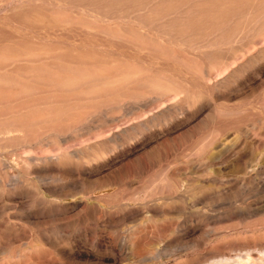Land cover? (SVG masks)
<instances>
[{
    "label": "rangeland",
    "instance_id": "obj_1",
    "mask_svg": "<svg viewBox=\"0 0 264 264\" xmlns=\"http://www.w3.org/2000/svg\"><path fill=\"white\" fill-rule=\"evenodd\" d=\"M225 78L232 84L212 90ZM169 87L185 93L178 100L174 94L158 96ZM99 130L126 141L113 167L101 173H113L117 184L92 177L53 181L54 174L43 178L35 172L45 159L69 171L106 151L114 137ZM154 130L162 134L146 142ZM254 145H264V0H0V264L18 263L19 251L32 246L49 250L59 264H191L222 252L232 259L262 256L257 249H217L225 241L264 238V164H247L248 173L228 164L236 148L238 154L248 152V161L258 151ZM197 154L213 155L187 176H167L176 162ZM253 177L258 180L251 183ZM203 194L209 198L196 203ZM245 204L249 215L223 220ZM42 205L60 215L22 218ZM159 207L168 212L156 214ZM126 209L134 212L131 219L109 229L106 222ZM171 223L179 229L197 223L202 230L186 239L181 233L173 239L168 231L146 257L131 256L123 245L131 229L145 224L158 231ZM112 236L125 254L94 251L96 239ZM6 237L16 242L14 248ZM44 237L58 241L51 247L42 244ZM68 246L76 255L57 252Z\"/></svg>",
    "mask_w": 264,
    "mask_h": 264
},
{
    "label": "bare ground",
    "instance_id": "obj_2",
    "mask_svg": "<svg viewBox=\"0 0 264 264\" xmlns=\"http://www.w3.org/2000/svg\"><path fill=\"white\" fill-rule=\"evenodd\" d=\"M120 20V19H119ZM47 42V41H46ZM247 57V56H246ZM242 58H244V57H242ZM241 57H240V60L242 59ZM245 60V59H244ZM247 60V59H246ZM242 61V60H241ZM241 61H239V63H241ZM248 61V60H247ZM236 62H238V61H236ZM243 63V62H242ZM240 64V65H243V64ZM223 64H225L224 62H223ZM238 64V63H237ZM146 65V64H145ZM153 65V64H152ZM239 65V64H238ZM151 66V65H150ZM154 67V66H153ZM161 69H162V67H161ZM237 69V68H236ZM157 70V69H156ZM162 71V70H161ZM227 71V70H226ZM164 72V71H163ZM169 72V71H168ZM236 72V71H235ZM240 72V71H239ZM167 73V72H166ZM170 73V72H169ZM238 73V72H237ZM176 74V73H175ZM173 76V75H172ZM234 76V75H233ZM238 76V75H237ZM236 75H235V77H237ZM233 78V77H232ZM231 78V79H232ZM223 79V78H222ZM221 79V80H222ZM236 79V78H235ZM217 80V79H216ZM225 80H226V78H225ZM223 80V81H220V82H217L216 81V83H214V85L212 86V90H217V88L219 87V86H221V85H230V84H232V81L229 79V80ZM233 80V79H232ZM186 81V80H185ZM236 81V80H235ZM237 81H239V80H237ZM68 84H71L70 82H68V81H66ZM16 83V82H15ZM15 83H13V84H15ZM18 84H17V87H19L18 85H19V82H17ZM62 84H63V82H61ZM67 83L65 84L64 83V85L67 87ZM76 84V83H75ZM22 85V84H21ZM20 85V86H21ZM166 85V84H165ZM71 87H73V88H75L74 86H72V85H70ZM69 86V87H70ZM167 86V85H166ZM169 86V85H168ZM171 86V85H170ZM175 85H173L172 87H174ZM194 86V85H193ZM22 87V86H21ZM63 88L65 89V87L63 86ZM68 88V87H67ZM73 88H70V89H73ZM194 88H195V86H194ZM200 88V87H199ZM198 88V89H199ZM22 89V88H21ZM59 89V88H58ZM197 89V88H196ZM197 89V90H198ZM25 90V89H24ZM65 90H67V89H65ZM69 90V89H68ZM159 90V89H158ZM162 91H160V92H158V96H165V95H169V94H174L176 97H172L173 99L175 98L176 100H178V97H177V95H179V94H184L185 93V90L183 89V88H165V89H161ZM26 91V90H25ZM25 91H22V92H24V93H26ZM30 91V90H29ZM57 91H60V90H56L55 92H57ZM47 92V91H46ZM55 92H53V95H54V93ZM156 92H157V90H156ZM155 92V93H156ZM21 93V92H20ZM19 93V94H20ZM49 93L51 94V92H48V95H49ZM154 93V94H155ZM56 94H58V92L56 93ZM22 95V94H21ZM46 95H47V93H46ZM41 96V95H40ZM43 96V95H42ZM140 96V95H139ZM149 96V95H148ZM148 96H146V97H148ZM135 97H137L138 98V96H135ZM145 97V96H144ZM145 97V98H146ZM182 98V97H181ZM181 98H180V100H181ZM54 99V98H53ZM61 99V98H60ZM156 99V98H155ZM162 99H164V98H162ZM162 99L160 100L161 101V105H162ZM59 100V99H58ZM126 100V99H125ZM185 100V99H184ZM158 101V100H157ZM159 101V102H160ZM169 101V100H168ZM182 102H183V100H181ZM181 102V104L182 105H184V106H188L187 105V103L185 104V103H182ZM185 102V101H184ZM136 102H134V104H135ZM164 103H165V101H164ZM164 103H163V107L162 108H164L165 106H167V105H164ZM78 104V103H77ZM139 104V103H138ZM137 104V105H138ZM112 105V104H111ZM132 105V104H131ZM182 105H180V106H182ZM136 106V105H135ZM134 107V106H133ZM179 108H181V109H179L178 110V112H180L181 114H183L184 112H186V108L185 107H179ZM188 108V107H187ZM198 110V109H197ZM197 113H198V111H197ZM189 114V113H188ZM191 114V113H190ZM50 116V115H49ZM192 116V115H191ZM191 116H187L186 117V120H188V119H190V117ZM76 121V120H75ZM186 122V121H185ZM261 122H263V121H261ZM76 124H77V122H75ZM16 125H17V123H16ZM79 126V125H78ZM82 126H84V125H82ZM177 126H179V125H176V127ZM77 128V126H74V127H72V128ZM174 127V126H173ZM71 128V127H70ZM69 128V130L72 132L73 131V133H75L76 131H78V128L76 129H74L75 130V132H74V130L72 129H70ZM125 128V127H124ZM123 129V128H122ZM50 131H51V129H49ZM49 130H47V131H49ZM54 130V129H53ZM59 130V129H58ZM68 130V129H67ZM124 130V129H123ZM136 130V129H135ZM146 130H148V131H152L151 129H146ZM46 131V132H47ZM54 131H56V130H54ZM61 131V130H60ZM103 131V130H102ZM101 131V132H102ZM155 132H151L148 136H146L145 137V141L146 142H148V141H154L155 139H157V137L158 136H160L161 134H162V131L161 130H154ZM41 132V131H40ZM46 132H44V131H42L41 133H46ZM99 132H100V130H99ZM98 132V133H99ZM100 132V133H101ZM136 132V131H135ZM39 133V132H38ZM40 133V134H41ZM56 133H57V136H59L60 137V135H62V131H61V134H59L57 131H56ZM79 133H81V132H79ZM85 133V132H84ZM100 133L98 134V135H100ZM103 133V132H102ZM113 132H109L107 135H110V134H112ZM72 134V133H71ZM114 134H116V133H114ZM137 134H140V135H143V133L141 132V133H137ZM147 134V133H146ZM42 135V134H41ZM52 135V134H51ZM54 135V134H53ZM80 135V134H79ZM103 135H106L105 133H103ZM106 135V136H107ZM113 135V134H112ZM38 136V135H37ZM83 136V135H82ZM100 136H102V135H100ZM99 136V137H100ZM104 137V136H103ZM109 137V136H108ZM112 137H114L113 138V142L112 143H114V145L113 146H111L109 149H107L106 151H104V152H102V153H100V154H97V155H94V156H92V157H89L88 156V154H85V155H87L88 156V158H85L86 156L84 155V153H86V152H84L83 154H81V155H83L84 156V158H85V160L84 159H82V157L83 156H79V158L80 159H82V160H79V162L77 163V167H75L74 166V168L72 167V166H70V167H72V168H70V170L69 171H66V170H64L63 168H61V166H59V167H52V166H55V165H52V166H49V165H46V163L48 164V159H45V160H43L44 161V163L45 164H43V165H41V166H37L36 168H35V172L40 176V177H47V176H49V174L51 173V174H54V175H52V178H50V179H52L53 181H60V182H65V181H67V180H75V181H82V180H85V179H87V178H96V179H104V180H106V181H108V183L109 184H115L116 183V181H117V178L113 175V173H111L110 172V174H108V175H106L105 177H101V173H102V169H103V167H108V169H109V167H110V169H111V167H113V163H114V156L116 155V153L118 152V150L119 149H122L123 148V146L125 145V143H126V141L125 140H123V138L121 139V137H115V135H113ZM37 138V137H36ZM36 138H35V140H36ZM96 138V137H95ZM143 138V137H142ZM66 139V138H65ZM109 141H110V137H109V139H108ZM89 141L87 140V143H86V145L88 144L89 145V143H88ZM40 143V142H39ZM106 143H108V142H106ZM255 143V142H254ZM37 144V143H36ZM223 144V143H222ZM221 144V145H222ZM85 145V144H84ZM84 145L82 146L83 148H84ZM87 145V146H88ZM212 145V144H211ZM210 145V146H211ZM215 145V144H214ZM230 145V144H229ZM87 146H85L86 148H84L85 150H83V149H81V150H83V151H87L86 149H87ZM91 146V145H90ZM203 146H205V147H203V149L205 148L206 150L208 149V146H206V145H203ZM213 146V145H212ZM211 146V148H213ZM218 146V145H217ZM224 147L223 148H225V146L226 145H223ZM254 146H257V147H259L258 149H256L255 151H257V152H253V154L250 156V159L247 161L246 160V158L249 156V154H248V152H246L247 154H238L239 152H235V150H237V148L235 149V147L233 146V149H235L234 150V153H237V154H235L234 155V153H233V155H234V157L232 158V159H230L229 161H228V164L230 165V167H232L235 171H237V173H242V172H245V173H248L247 171V164H257V163H260V162H262L263 164H264V145H254ZM74 147V146H73ZM75 147H77V146H75ZM89 147V146H88ZM220 147V146H219ZM201 148V147H200ZM199 148V149H200ZM254 148V147H253ZM74 151H75V149L74 148H72ZM72 149H70L71 151L70 152H72L73 150ZM77 149H78V147H77ZM89 149H91V148H89ZM216 149H218V148H216ZM226 149V148H225ZM232 149V150H233ZM249 149V148H248ZM247 149V150H248ZM46 150V149H45ZM63 150V149H62ZM79 150V149H78ZM202 150V149H201ZM201 150H199L200 152H201ZM205 150V151H206ZM211 150V149H210ZM220 150H221V148H220ZM219 149H218V151H220ZM224 150V149H223ZM227 150H228V147H227ZM231 150V151H232ZM241 151H242V149H240ZM252 150V149H251ZM254 150V149H253ZM68 151V150H67ZM82 151V152H83ZM197 151V150H196ZM208 151H209V149H208ZM213 151V150H212ZM217 151V152H218ZM222 151V150H221ZM230 151V150H229ZM65 152V151H64ZM76 152V151H75ZM81 152V153H82ZM128 152V151H127ZM216 152V151H215ZM216 152V153H217ZM54 153V152H53ZM77 153H79V152H77ZM88 153V152H87ZM196 153H198V151L196 152ZM196 153H194V154H196ZM202 153V152H201ZM203 153H204V151H203ZM207 153V152H206ZM213 153V152H212ZM222 153V152H221ZM223 153H226V151H223ZM229 153V152H228ZM251 153V152H250ZM61 154V153H60ZM119 154H121V157H123L124 156V152L122 153V152H120ZM208 154V153H207ZM207 154H205V155H207ZM210 154V153H209ZM220 154V153H219ZM229 154H231V152L229 153ZM66 155V154H65ZM64 155V156H65ZM79 155V154H78ZM211 155H213V154H211ZM210 155V156H211ZM40 156V155H39ZM197 156V157H196ZM195 156V159H188L189 161H186V162H183V161H181L180 160V162H176V163H179V164H176L177 166H178V168H172V167H170L168 170V172H167V176L168 177H170L171 179L173 178V180L174 179H176L177 177H179L180 176V172H182L183 171V175L184 176H187V173H188V170H197L198 169V167L201 165V164H205L206 165V163L205 162H210V158H212V157H210L209 155H208V158H206L207 156H204V155H202V156H200V154H197ZM214 156H216V154L214 155ZM56 157H58V159H60V157L61 156H56ZM69 157H70V154H69ZM73 157V156H72ZM77 158L76 159H73V161H71V162H73V164H74V162L78 159V156H76ZM117 157V156H116ZM119 157V156H118ZM221 157H223V160H224V154L223 155H221L220 156V158ZM227 157H228V154H227ZM62 159L64 158V157H61ZM74 158V157H73ZM217 158H219V157H217ZM43 159V158H42ZM56 159V158H55ZM57 159V160H58ZM61 159V160H62ZM71 159V158H70ZM116 159H118V158H116ZM37 160V159H36ZM41 160V159H40ZM60 160V161H61ZM222 160V159H221ZM227 160H228V158H227ZM38 162H39V160H37ZM47 161V162H46ZM64 162H70V161H68V159L67 160H63ZM185 161V160H184ZM216 161V160H215ZM41 163H42V160L40 161ZM50 163H52V162H50ZM49 163V164H50ZM58 163H59V161H58ZM214 163V162H213ZM71 164V163H70ZM76 164V163H75ZM115 164V163H114ZM214 165H215V163H214ZM177 166H175V167H177ZM217 166H219V165H217ZM224 166H226L225 164H224ZM115 167V166H114ZM220 167V166H219ZM221 167H222V165H221ZM161 168H162V166H161ZM200 168V167H199ZM260 170V169H259ZM35 173V174H36ZM104 173V172H103ZM215 173V172H214ZM244 174V173H243ZM223 175V174H222ZM242 175V174H241ZM245 175V174H244ZM247 175H249V174H247ZM221 177V176H220ZM245 177V176H244ZM1 178V177H0ZM218 178V177H217ZM224 178V177H223ZM220 179V178H219ZM228 179V178H227ZM241 179V178H240ZM256 177H253V178H251V179H249V181H251V183L253 182V181H256ZM51 180V181H52ZM224 180V179H223ZM222 180V181H223ZM237 180V179H236ZM239 180V179H238ZM237 180V181H238ZM245 180H246V178H245ZM248 180V179H247ZM258 180V179H257ZM209 181V180H208ZM236 181V182H237ZM240 181V180H239ZM72 182V181H71ZM224 182H226V181H224ZM241 182V181H240ZM5 183V182H4ZM66 183H68V184H70L69 182H66ZM223 183V182H222ZM221 183V184H222ZM227 183V182H226ZM244 183V182H243ZM242 183V184H243ZM117 184V183H116ZM241 184V185H242ZM245 184V183H244ZM64 185H65V183H64ZM80 185V184H79ZM240 185V186H241ZM250 185V184H249ZM2 186V185H1ZM0 186V187H1ZM5 186V185H4ZM66 186H67V184H66ZM70 186H71V184H70ZM74 186V185H73ZM234 186L235 187H238L239 186V183L237 184V183H235L234 184ZM243 186V185H242ZM68 187V186H67ZM66 187V188H67ZM50 188V187H49ZM55 188V187H54ZM57 188H58V186H57ZM242 187H240V188H237V189H241ZM6 189V188H5ZM51 189V188H50ZM203 189H204V187H203ZM236 189V188H235ZM236 189V190H237ZM63 190V189H62ZM208 190H209V188L207 189V192H208ZM235 190V191H236ZM203 192V191H202ZM201 192V193H202ZM230 192V191H229ZM200 193V194H201ZM204 193V192H203ZM206 193V192H205ZM212 193H214V192H212ZM199 194V195H200ZM198 195V196H199ZM204 195V198H200V199H198L197 201H196V203H202V202H205L206 200H207V198H209V196H206V194H203ZM13 196V195H12ZM218 196V195H217ZM234 196V195H233ZM20 197V196H19ZM32 197V196H31ZM136 197V196H135ZM151 197V196H150ZM203 197V196H202ZM212 198H213V196H212ZM234 198H235V196H234ZM132 199V198H131ZM135 199V198H134ZM140 199H144V198H140ZM129 200V199H128ZM144 201V200H143ZM192 202V201H191ZM193 203V202H192ZM191 203V204H192ZM39 204H42V203H39ZM38 204V205H39ZM190 204V203H189ZM190 204V205H191ZM252 204V203H251ZM28 205V204H27ZM26 205V206H27ZM33 205V204H32ZM31 205V206H32ZM44 205V204H43ZM43 205L42 206H40L39 208L37 207V209L36 210H34L33 212H27V214L25 215V216H22V218H24V219H28V220H39V219H45V218H47V219H51L52 217H57V216H59L60 214H58L59 212L58 211H54V210H50V209H47V206H46V208H44L43 207ZM233 205H235V204H233ZM249 205V204H248ZM37 206V205H36ZM194 206H195V202H194ZM244 206V205H243ZM30 207V206H29ZM33 207V206H32ZM162 207V206H161ZM33 208H35V207H33ZM49 208V207H48ZM126 208V207H125ZM128 208V207H127ZM167 208V207H166ZM166 208L164 209H162V208H160L159 207V209H157L156 211H155V213L157 214V213H161V214H165L166 212H168L167 210H166ZM249 206H246V204H245V207H238V208H235L234 209V211H232V213L230 214V215H224V217H223V220H226V219H242V218H244V217H246L247 216V214L249 213ZM2 209V208H1ZM122 209H124V208H122ZM130 209V208H129ZM128 209V210H129ZM27 210V209H26ZM58 210V209H57ZM65 210H66V208H65ZM127 210V209H126ZM124 211L123 213L121 212V214L122 215H120L119 214V217L115 220V221H113V220H108L107 222H106V224H107V227L109 228H111L115 223H117V222H119V221H126L128 218H130L131 217V213L133 212H129L128 210L127 211ZM132 210V209H131ZM134 210V209H133ZM137 210V209H136ZM135 210V211H136ZM140 210V209H139ZM138 210V211H139ZM65 212V211H64ZM225 212H226V209H225ZM26 213V212H25ZM103 213H105V212H103ZM133 214H134V212H133ZM224 214V213H223ZM104 215H107L106 213L104 214ZM108 215H109V213H108ZM137 215H139L138 213H137ZM137 215H135V216H137ZM206 215V214H205ZM205 215H204V218H205ZM221 215V214H220ZM220 215H218V216H220ZM249 215V214H248ZM116 216V215H115ZM117 216H118V214H117ZM196 216V215H195ZM207 216V215H206ZM55 217V218H56ZM61 217V216H60ZM197 217V216H196ZM222 217V216H221ZM107 218V217H106ZM195 218V217H194ZM131 219V218H130ZM129 219V220H130ZM219 219V218H218ZM11 221V220H10ZM193 221V220H192ZM221 221H222V219H221ZM240 221V220H239ZM197 222V221H196ZM100 223V222H99ZM103 224V223H102ZM141 224V223H140ZM175 224V223H174ZM193 224V223H192ZM196 224V226H192V225H190V226H186L185 228H180L179 229V226H175L174 227V225H172V223H171V225H169V226H166V227H164V226H160L159 227V229H158V231L156 230L157 228L156 227H152V228H150L151 227V225L150 226H148V225H141L139 228H137V229H131L129 232H127L128 233V236H127V238H125V241H124V246H126V245H129V249H130V252H132V254L134 253V255H131V256H133V257H135L136 256V258H139V257H146L147 256V254H150V252H152V249H153V244H155V243H158L160 240H162L163 238H165L164 236V234L167 232V235H168V231H169V233H171V234H173V237H171V236H169V237H171V238H173L174 239V234H178V233H181V237L183 238V237H185V239H186V237H194L196 234H197V232L198 231H200L201 232V230H199V227L201 226H197V223H195ZM105 225V224H104ZM104 225H103V227H104ZM120 225V224H119ZM177 225H178V223H177ZM7 227V226H6ZM3 228V227H2ZM45 228V227H44ZM109 228V229H110ZM153 228H155V230H152ZM4 229V228H3ZM43 229V228H42ZM104 229V228H103ZM262 230V229H261ZM261 230H259V231H261ZM8 231V230H7ZM236 231V230H235ZM88 232V231H87ZM247 232V231H246ZM250 232V231H249ZM258 232V231H257ZM5 233H7V232H5ZM92 233V231L89 233V234H91ZM126 233V234H127ZM240 233V232H239ZM245 233V232H244ZM253 233V232H252ZM4 234V233H3ZM88 234V235H89ZM201 234V233H200ZM206 234V233H205ZM235 234H236V232H235ZM241 234H243L242 232H241ZM257 234V233H256ZM6 236H7V234H5ZM102 235V234H101ZM101 235L99 236L100 238H101ZM166 235V236H167ZM204 235V234H203ZM222 235V234H221ZM225 235V234H224ZM230 235V234H229ZM248 235H250L249 233H248ZM258 235V234H257ZM43 236V235H42ZM87 236V235H86ZM89 236H92V237H94L95 235H93V234H91V235H89ZM88 236V237H89ZM177 236H179V235H177ZM220 236V235H219ZM227 236V235H226ZM253 236V235H252ZM47 237V236H46ZM46 237H44V238H42V240H40L41 242H42V244H46V245H48V246H51V247H54V245H56L55 244V242H57V241H53V240H51V238L50 239H48V238H46ZM111 237V236H110ZM109 237V239H107V238H105V239H96V241L92 244V248L94 249V251H96V253H98L99 251H101V250H103L104 251V253H107V254H109V255H116V256H119V258H120V256H122V254H125L124 252V249H125V247L123 246V247H119L118 248V244H117V241H116V239L112 236V238H110ZM125 237H126V235H125ZM176 237V236H175ZM213 237V236H212ZM254 237H256V236H254ZM253 237V238H254ZM261 237V236H260ZM7 238V237H6ZM90 238V237H89ZM95 238V237H94ZM104 238V237H103ZM168 238V237H167ZM166 238V239H167ZM179 238V237H178ZM8 239V241H9V243H8V246H9V248H14L15 247V243L16 242H14L13 241V239H11V238H7ZM107 239V240H106ZM219 239H222V238H219ZM241 239V238H240ZM91 240V239H90ZM180 240V239H179ZM224 240V239H223ZM227 240V239H226ZM122 242V241H121ZM6 243V242H5ZM118 243H119V241H118ZM59 244V243H58ZM69 244V243H68ZM121 244V245H122ZM198 244H199V242H198ZM120 245V246H121ZM27 246V245H26ZM41 246V245H40ZM43 246V245H42ZM72 246V245H71ZM6 247H7V245H6ZM50 247V248H51ZM41 248V247H40ZM38 246H32V247H28V249H27V251L25 250V251H23V252H20L19 251V253H18V255H19V261H18V263H16V264H59V262L56 260V258H49L48 256H49V254L50 253H48V252H46V251H49V250H43V251H41V250H39L40 249ZM58 248V247H57ZM229 248H247V249H257L259 252H260V254H262V256H259V257H254L253 255H246V256H248L246 259H232L231 257H228L227 255H224V254H222L221 253V255H219L218 257L216 256V257H213L211 260H210V262L209 261H207V262H201V263H199V262H196V261H193L191 264H264V238L262 237V238H257V239H255V240H253V241H249L248 242V240H243V241H235V242H224L223 244H221L220 246H218V251L220 252V249L221 250H225V249H229ZM54 249V248H53ZM216 249V248H215ZM215 249H213L214 251H210L209 253L212 255V254H214L216 251H215ZM56 250V249H55ZM58 251V253H60L61 255H63V256H65V257H67V258H70V257H72V256H74V255H76V252H78V251H74V249H73V247H70L69 248V246L66 248V247H62V249H57ZM92 250V249H91ZM128 250V249H127ZM204 250V249H203ZM208 250H211V249H208ZM223 250V251H224ZM50 251H52V250H50ZM93 251V250H92ZM217 251V252H218ZM257 251V252H258ZM3 252V251H2ZM208 252V251H207ZM255 252V251H254ZM258 252V253H259ZM80 253V252H79ZM129 253V252H128ZM251 253V252H250ZM0 254H2V253H0ZM55 254V253H54ZM59 254V255H60ZM207 254V253H206ZM58 255V256H59ZM62 256V257H63ZM242 256V255H241ZM132 258V257H131ZM130 258V259H131ZM202 258V257H201ZM237 258V257H236ZM141 259V258H140ZM144 259V258H143ZM1 260V259H0ZM14 260H16V259H14ZM38 260V261H37ZM145 260V259H144ZM183 260V259H182ZM60 261V260H59ZM119 261H120V259H119ZM178 261V260H177ZM198 261V260H197ZM171 262V261H170ZM175 262V261H174ZM133 263V262H132ZM139 263V262H138ZM1 264H6V263H1ZM10 264V263H9ZM130 264V263H129ZM175 264V263H174ZM190 264V263H189Z\"/></svg>",
    "mask_w": 264,
    "mask_h": 264
}]
</instances>
